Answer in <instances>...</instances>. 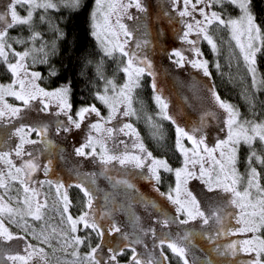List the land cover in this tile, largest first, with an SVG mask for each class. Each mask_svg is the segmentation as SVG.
<instances>
[{"label": "snow or ice", "instance_id": "1", "mask_svg": "<svg viewBox=\"0 0 264 264\" xmlns=\"http://www.w3.org/2000/svg\"><path fill=\"white\" fill-rule=\"evenodd\" d=\"M133 4L140 12H149L150 5L147 0H130L129 3L123 4L109 2L107 6L104 5V0H95L90 13L91 34L100 42L105 55L112 57L118 51L126 58L119 66V71L125 77L123 84L117 85L113 77H108L103 90L92 92L93 99L107 107V115H104L95 102L80 104L73 114L76 67H80L82 74L84 64L91 63L86 58H83L82 62L78 47L69 48L68 54L62 57L59 66L50 64L48 76L59 80L56 87H43L37 82L42 77V73L27 66V58L32 56L33 52H43L40 62L50 63L46 47L41 44L40 48H36L34 43L37 37L42 38L41 32L35 29L37 10H42L39 14L40 22H50L47 16L50 10L69 6L80 8L81 0H0V61L11 75L8 82H0V162L6 167V171L4 167H0V189H3L0 192V264H8V262L11 264H62V262L63 264H171L164 251V245H167L173 254H177L183 264H189L187 249L178 241H187L191 233L186 231L185 235L178 239L166 231H161L157 236L154 226L146 227L142 224L141 217L134 209L137 202L155 210L158 215L152 219L162 225L169 224L183 214L185 219L181 223L199 219L202 224H214L215 235L211 231L206 233L212 239L220 235L242 234V239H232L224 244V250L233 256L237 253L252 254V258L243 260L240 264H264V186L260 183V169L254 163L258 161L264 166V119H240L239 109L223 99L214 81L208 79L212 76L210 62L202 57V51L197 46L198 40L204 39L216 53L218 45L210 34L208 26L214 21L229 26L230 35L235 40L246 70L251 74V84L264 85V77L258 74V62H264V0H183V7H178V0H173L171 4V8L179 13L181 20L189 17L184 23L183 33L179 39L191 46V51L196 53L197 58L190 59L185 56L184 50L175 47L168 53L169 58L178 68L190 64L193 68L201 70L204 75V87L215 103L226 112L224 127L220 128L211 146L206 142L208 134L204 132L203 125L206 123L205 116H212L215 119L214 113H202L200 121L202 127L199 130L193 128L191 131L182 127L168 113L167 102L162 97L157 83L154 62L141 52V48L147 47L150 41L139 38L137 29L130 28L121 19L124 15L133 19L128 13V9ZM225 5L237 9L239 15L225 19L223 13ZM217 7L221 10L218 11ZM98 14L102 19H98ZM113 15L116 17L115 23L111 20ZM20 24L28 25L29 35L11 34L10 30ZM193 32L197 34V39H191L190 34ZM109 33L112 38H109ZM68 36V32L58 28L57 38H64L65 47H68ZM129 40L133 41L135 48L128 46ZM29 41L33 43L23 47L22 50L15 47L16 44L25 45ZM55 51L54 44L52 52ZM73 57H76L75 64ZM64 59L68 61L67 65L63 64ZM36 62V57L32 56V63ZM215 67L220 68L219 61H216ZM97 71H100L99 64ZM145 74L151 78L153 98L161 109L156 115L166 117L176 125L175 147L183 154V162L174 169L167 158L153 155L144 144L139 130L129 119L137 115L138 110L133 106V93L141 86V78ZM100 78L104 79L103 76ZM6 97H12L18 102L12 103ZM248 100L250 106L254 107L255 97L249 96ZM33 102H38L44 112L49 111L51 104L57 105L55 121L57 133L70 131L72 126L80 128L86 116L94 113L96 118L91 120L87 134L83 141L75 146L74 153L76 157L90 158L93 164H99V167L91 171H83V162L78 160L71 169L74 178L70 184H66L61 178L33 180L32 175L37 172L40 165L36 163L35 157L24 158L25 144L42 143L48 148L54 143L47 138L48 122L38 121L35 124L21 122L24 110L31 108ZM121 105L123 108L120 107ZM61 113L65 115L66 121L59 119ZM120 117L124 118L122 122ZM146 119L153 128L152 135L161 137L162 126L153 122L150 114ZM114 120L119 124L118 128L110 126V122ZM93 130L100 135H93ZM117 131L133 137L131 148L134 151L117 152L109 149L103 134L106 133L111 137ZM198 131L199 134H194ZM30 132H35L40 138L39 141L30 139L28 135ZM185 137L192 142V148L184 145ZM257 143L262 146L260 149L257 148ZM242 145L246 146L247 150L246 173H241L238 168ZM217 150H219L218 156L215 154ZM14 155L20 158V163L13 159ZM204 156L211 161L208 167L204 166ZM149 158L151 163L147 164L148 175L144 176V179L158 183L161 180L160 169L175 173L174 188L170 186L167 192H160L156 183L152 184V188L175 205L176 215L170 216L155 199L141 192L127 176L113 178L108 174L113 162L121 166L132 165L141 169ZM61 159L64 157L61 156ZM197 160L200 163L199 172L191 167ZM51 168L52 160L49 159L43 164L46 177ZM99 176H104L109 181L114 179L113 187L123 185L126 198L125 202H117L114 199L110 201V193L104 191L105 205L97 215L94 202L97 193L102 191L98 184ZM196 179L200 181L198 185L195 184ZM190 181H193V186H189ZM16 183L20 188H14ZM45 183L49 186L55 185L56 211L60 214V224L66 227H50L45 223L37 229L33 219H29L34 218L37 222L44 220V210L49 204L47 193H42L41 188L34 185L42 186ZM72 185L78 187L83 195L84 210H80L77 215L69 211L72 201L68 188ZM253 189L256 195L253 194ZM117 210L127 214L130 231H120V225L114 219ZM105 217L110 221L107 227L101 222V218ZM5 219L15 224L19 230L13 231L5 223ZM81 230L84 235L79 234ZM106 233H119L122 240L107 247L101 243H93L94 236L103 238ZM148 233L154 238L153 248L156 244L161 246L159 257L154 255L152 250H147V245H144L147 251L143 254L136 249V245L143 243V238ZM28 235L35 237L39 243H30ZM53 237L56 240L55 244ZM21 238L24 240L23 252L13 246ZM41 244L47 245V248L42 247ZM82 245L87 249L86 251H80ZM217 248L219 249L220 246L218 245ZM48 249H51V254ZM126 249L131 255L127 260H121L118 254L124 253ZM57 252H62L64 255L58 256L55 260L50 259V255H55Z\"/></svg>", "mask_w": 264, "mask_h": 264}, {"label": "rangeland", "instance_id": "2", "mask_svg": "<svg viewBox=\"0 0 264 264\" xmlns=\"http://www.w3.org/2000/svg\"><path fill=\"white\" fill-rule=\"evenodd\" d=\"M109 2H115L117 4L129 3L130 0H104V5L107 6ZM147 3L150 5V9L148 13H142L137 10L133 4L132 7L128 9V13L131 14L133 19H129L127 15L121 17L125 24H128L130 28H136L139 34V38L146 39L150 41L147 47H142L141 52L144 55H147L150 59L153 60L154 66L157 72V83L161 90V95L167 102L168 108L167 111L170 115L174 117V119L186 130L191 131L193 128L199 130L202 125L200 121H195L194 119L190 118L187 115L188 110L190 113L196 114L201 118L202 113L204 112H212L215 114V119L212 116H205V124L203 125V130L206 132L207 138L206 142L211 146L214 144L216 134L220 132V128L224 127L223 120L226 115L224 109L220 108L215 101L211 98L210 94L207 91V88L204 87V75L201 70L193 68L190 64L184 66L183 68H178L174 61L169 58L168 53L170 52L171 48H181L184 50V54L188 58H197L196 53L191 51V46L184 41L179 39V36L183 33L184 23L189 19V17H185L181 20V17L178 12L171 8V4L173 0H147ZM70 7V6H69ZM69 7H62L56 10H50L47 13L48 20L50 22H40L39 20V13L42 10H37L36 17H35V29L40 31L42 34L41 37H37L35 40V47L40 48L41 44H43L46 49L48 50V61L53 55L52 49L55 41V35L57 36V30L59 28V24L53 22L50 16L53 15V11H61L63 9H68ZM178 7H183V0H178ZM72 8V7H70ZM217 10L220 11L219 7ZM224 18L227 19L229 16H237L238 13H233L230 10L228 5H225L223 9ZM23 14V13H22ZM38 15V20L36 19ZM198 15V14H196ZM98 19H102V17L98 14ZM115 15L111 17L113 23H115ZM209 27L210 34L216 40L218 45V50L214 53L211 50V45L207 43L204 39H199L197 46L202 51V44L206 43L209 45L211 54H212V64L210 63V71L212 72V76L208 79L213 81V74H215V70L217 72L222 71L227 76L234 78H239L245 86L252 87L250 84L248 75L251 76L250 73L247 72L246 67L244 65L243 59L239 53V49L235 44V40L230 35V27L227 25H221L218 22H213ZM12 35H22L27 36L29 35L28 25L27 24H20L14 27V29L10 30ZM145 32L147 33L145 35ZM109 38L111 34L109 33ZM191 39H197V34L195 32L190 34ZM96 38V37H95ZM121 38H123L121 36ZM32 41H29L25 45L16 44L18 50H22L23 47H27L32 44ZM99 46L102 49L100 42L98 41ZM129 47L135 48V44L133 41L129 40ZM103 51V49H102ZM99 60L100 66V73L104 77L102 80V85L100 90H103L104 83L106 82L108 77H113L115 79V83L117 85L123 84L124 82V75L119 71V66L123 63L124 57H122L119 52L110 57L105 55ZM43 52H33L32 56H35L37 62L35 64L32 63V56L27 58V66L35 71H40L42 73V77L38 79V83H40L43 87L51 88L49 85L46 84V78L48 77V65L50 63H43L41 61V57H43ZM174 55V54H173ZM202 57L206 58L204 52L202 51ZM114 60V68L113 72L110 74H105L104 70H107V59ZM11 59V57H10ZM208 60V59H207ZM209 61V60H208ZM216 61H219L220 68L217 69L215 67ZM210 62V61H209ZM5 65L2 61H0V67ZM43 67V68H42ZM43 70H46L42 72ZM144 77V76H143ZM143 77L141 78V84ZM0 82H8V81H0ZM139 89V88H138ZM134 90L133 93V106L138 110L137 115L131 116L129 119L135 125V127L139 130L141 137L143 138L144 144L148 147L151 151L149 146L144 141V136L141 133V127L138 125V122L141 120L144 122L148 129L149 136L157 139L159 137H154L152 135L153 128L150 123L147 121L146 117L149 115L145 112L141 113L142 108L138 107V104H141L140 101L137 100V90ZM111 91V89H110ZM10 102L17 103L14 98L6 97ZM100 102V101H99ZM101 103V102H100ZM157 112H160V106L157 104ZM102 104V103H101ZM103 105V104H102ZM104 110L101 109V112L104 115H107L108 109L105 105ZM123 108V105L120 106ZM56 104H51L49 106V111L44 112L41 105L38 102H33V106L31 108L25 109L23 112V119L21 122L23 123H33L35 124L38 121H46L49 123L48 135L47 138L49 140L54 141L52 145L48 148L42 143H36L34 145L25 144V159L35 157V161L37 164L40 165L37 172L33 173L32 179L36 181L45 180V179H52L56 180L57 178H61L65 181L66 184H70L71 180L74 178L71 172L73 164L76 163L78 160L83 162V171H91L95 168L99 167V164H93L90 158L84 157H76L74 153V148L79 143H81L88 132V125L91 123L92 119H95V114H91V116H86L85 120L82 121L80 128H75L74 126L71 127L70 131H61L57 133L55 131L56 124L55 121L57 119L56 113ZM185 109V110H184ZM73 110V114H74ZM151 115L152 121L156 124L162 126L163 119L166 117ZM59 119L62 121H66V117L63 113L59 114ZM120 121H123V117L119 118ZM110 126L114 128H118L119 124L117 121L110 122ZM162 136H163V128H161ZM194 134H199V131ZM30 139L39 141V137L36 135L35 132L28 133ZM93 135H100L93 130ZM104 138L107 141L109 149H114L117 152L127 151H134L131 148V144L133 143V137L129 135H125L117 131L113 136L109 137L106 133L103 134ZM122 142V143H121ZM183 143L187 148H192V142L188 140L186 137L183 138ZM127 146V148H126ZM202 150V148H201ZM153 153V152H152ZM30 154V155H29ZM217 156L219 155V150L215 153ZM154 155V154H153ZM61 156L64 159H61ZM191 158V153H189ZM13 159L16 160L17 163H20V158L13 156ZM49 159L52 160V168L50 169L49 175L46 177L44 174L43 164L48 161ZM204 166L208 167L211 164V161L208 159L207 156L203 157ZM151 163V159L145 161V166L141 169L134 168L132 165L128 166H121L116 162H113L112 165L109 167V176L115 178L117 176H127L131 179V181L136 184L137 188L140 189L146 196L155 199L157 204H159L162 208H164L170 216L176 215L175 214V205L172 204L167 197L161 196L158 192H156L152 188V184L156 183V186L160 189V192H167L169 187H175V173H174V181L171 185L167 187V189H161L160 181L157 183L154 180L150 181L144 179L143 177L148 175L147 164ZM169 163V161H168ZM170 164V163H169ZM0 167H4L6 171V167L0 162ZM179 167V166H178ZM197 172H199L200 163L199 160L192 165ZM239 168V167H238ZM160 175L164 172H169L164 169H160ZM240 171V170H239ZM247 170L241 173H246ZM98 184L102 191L97 193V199L94 202V208L96 210L97 215L99 212L103 210L105 205V201L103 199L104 191H108L110 193V201L114 199L117 202H125L126 194L123 185H116L113 187V181H109L104 176H99ZM200 181L198 179L195 180V184H199ZM246 183V180H245ZM260 183L262 186L264 184L261 181ZM35 187L41 188L42 193H47L48 199V207L44 210L45 216L44 220L39 222L35 221L34 218L33 222L36 223L37 229L40 228L42 224L47 223L50 227H66L60 224V214L56 211V189L55 185L49 186L47 183L43 184L42 186L39 184L34 185ZM73 186V185H72ZM71 187L68 188V194L71 199ZM189 186H193V181L189 182ZM14 188H20L19 184L16 183ZM243 188V184L241 185V189ZM3 189H0L2 192ZM253 194L256 195L255 189L252 190ZM175 194V193H173ZM43 198V196H42ZM111 206V203H109ZM71 209V204L69 206V211ZM134 209L136 213L141 217V222L144 226H154L157 231V236L160 235L161 231H166L171 234V236L175 238L183 237L185 232L188 231L191 233L190 238L187 241H178L184 244L185 248L187 249L186 256L188 259L189 264H240L241 261L247 260L252 258V254L250 253H237L235 256L231 255L230 252L224 250L223 245L227 244L232 239H242V234H231L229 236L220 235L215 239L210 238L206 233L211 231L213 235H215L216 228L215 225L209 223L207 225L202 224L199 219L188 221L187 223H181L184 221L185 217L183 214H180L176 220L170 221L167 225H162L161 223L152 219V217L158 215V213L153 210L151 207H146L143 203L137 202L134 205ZM84 210V209H82ZM231 210V209H229ZM71 212V211H70ZM72 213V212H71ZM73 214V213H72ZM77 215V214H73ZM114 219L120 225V231H130L131 226L128 222L127 214L123 211L117 210L114 213ZM101 222L105 227L109 224L108 218H101ZM5 223L10 227L13 231L19 230L15 224H11L7 219H5ZM50 230V228H49ZM81 235L85 233L83 230L80 231ZM95 237V236H94ZM97 238L96 243H101L103 245L112 246L119 241L122 240V237L119 233H106L103 238ZM153 237L151 233H148L143 238V243L137 244L136 249L141 254L145 253L147 250H152L154 255L159 257L160 255V245L156 244L155 248H153ZM28 241L32 244H37L39 241L35 237L28 235ZM56 243L55 237H53V244ZM93 243L95 241L93 240ZM144 245H147V250L145 249ZM220 246L218 249L217 246ZM18 250L23 252L24 250V240L18 239L13 245ZM42 247H46L47 245L41 244ZM165 253H167L168 260L171 264H183V261L178 257L177 254H173L171 249L168 248L167 245L163 246ZM87 249L82 245L80 251H86ZM49 253L51 254V249H48ZM130 252L129 250H125L124 253H119V258L121 260H127L131 253H129V257L124 259L125 253ZM64 253L57 252L55 255H50V259L55 260L58 256H63ZM7 259L6 257L4 258ZM69 259L71 257L69 256ZM175 262V263H173ZM11 264V262H8ZM63 264V262H62Z\"/></svg>", "mask_w": 264, "mask_h": 264}, {"label": "trees", "instance_id": "3", "mask_svg": "<svg viewBox=\"0 0 264 264\" xmlns=\"http://www.w3.org/2000/svg\"><path fill=\"white\" fill-rule=\"evenodd\" d=\"M95 5V0H81L80 8H68L61 11H53V15L50 18L56 24H59V29H63L69 33L68 36V47H65L64 38H57L55 35V47L56 51L53 53L50 64L59 66L62 61V57L68 54L69 48L78 47L79 55L82 58H86L91 61L90 64H84L83 73L79 66L76 67V73H74V84H73V110L77 106L83 103L95 102L98 107L105 109L104 106L93 99L92 92L100 90L102 85L101 73L97 71V65L99 60L103 58L104 54L101 47L98 44L97 39L92 33V24L90 13ZM230 7V6H229ZM233 13H238L237 9L230 7ZM40 14V13H39ZM38 20V15L37 18ZM202 51L204 52L207 59L212 62V54L209 45L206 43L202 44ZM107 70L105 74H110L114 70V60L107 59ZM76 57H73V63L75 64ZM48 65V67L50 66ZM63 64L67 65L68 61L63 60ZM212 64V63H211ZM43 68V67H42ZM46 70H43L44 72ZM48 73V72H47ZM258 74L264 77V62H258ZM11 75L9 71L3 66L0 67V81H9ZM249 82L251 84V76L248 75ZM46 84L50 87H56L59 80L56 77H47ZM151 78L145 74L142 80V84L137 90V100L141 102L138 104L139 108H142L141 113L145 112L151 115H155L157 112V106L155 99L153 98V90L151 88ZM213 81L216 85L217 91L220 93L223 99L228 100L235 105L240 111V119L249 120H261L264 119V85H256L250 87L245 86L239 78L229 77L222 71L213 74ZM255 97V106L252 107L249 104L248 97ZM185 110V109H184ZM187 115L195 121H201V118L196 114L190 113L188 110ZM138 125L141 127V133L144 136V141L149 146L151 151L156 156H163L167 158L172 168L180 166L183 162V154L179 152L175 147L176 137V125L169 121L167 118L162 121L163 136L154 139L149 136L148 129L143 121H139ZM262 146L257 143V148L260 149ZM247 150L246 146H241L240 158L238 161V167L240 172L247 170L246 162ZM255 165L260 169V178L264 184V166H261L258 161H254ZM174 181V173L164 172L161 176V189L165 190ZM71 209L73 214L84 209L83 206V195L78 187L75 185L71 188ZM96 243L97 238H93ZM130 252H126L124 259L129 257ZM175 263V262H173Z\"/></svg>", "mask_w": 264, "mask_h": 264}]
</instances>
